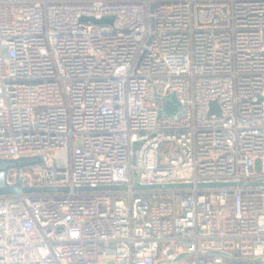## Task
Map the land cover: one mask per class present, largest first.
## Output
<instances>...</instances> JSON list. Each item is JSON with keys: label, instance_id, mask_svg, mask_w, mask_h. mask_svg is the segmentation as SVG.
I'll use <instances>...</instances> for the list:
<instances>
[{"label": "built area", "instance_id": "built-area-1", "mask_svg": "<svg viewBox=\"0 0 264 264\" xmlns=\"http://www.w3.org/2000/svg\"><path fill=\"white\" fill-rule=\"evenodd\" d=\"M40 155L0 264H264V0H0V158Z\"/></svg>", "mask_w": 264, "mask_h": 264}, {"label": "water", "instance_id": "water-1", "mask_svg": "<svg viewBox=\"0 0 264 264\" xmlns=\"http://www.w3.org/2000/svg\"><path fill=\"white\" fill-rule=\"evenodd\" d=\"M115 19L113 15H107L102 18L87 17L82 16L80 18L81 22L91 21L95 24H112ZM154 102L158 106L159 116L160 117H174L177 118L184 113V105L179 101L175 92H172L166 96L160 95L158 92L154 93ZM210 113L220 114L221 109L218 101L212 100L210 102ZM140 145V142H135L134 147L137 148ZM46 157L44 156H30V157H21L17 159L10 158H0V194L5 193H16V192H52V191H61L68 190L67 186H33V187H23L19 182L15 184H9L7 181V172L10 168H26L33 165L44 164ZM136 177V174H135ZM264 184V180L254 181V182H241L240 184ZM235 183H200V186H222V185H231ZM183 186H192V183H170V184H154V185H141L138 181H135V188H159V187H183ZM125 186L122 185H102L97 187L92 186H81L75 187L76 190H91V189H122ZM185 254L180 255L178 259H181ZM228 257H233L230 254H224Z\"/></svg>", "mask_w": 264, "mask_h": 264}]
</instances>
